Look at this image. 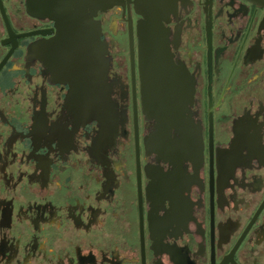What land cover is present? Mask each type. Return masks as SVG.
I'll return each mask as SVG.
<instances>
[{
  "label": "flooded vegetation",
  "instance_id": "obj_1",
  "mask_svg": "<svg viewBox=\"0 0 264 264\" xmlns=\"http://www.w3.org/2000/svg\"><path fill=\"white\" fill-rule=\"evenodd\" d=\"M115 3L0 0V264H264V0ZM147 7L190 86L166 110Z\"/></svg>",
  "mask_w": 264,
  "mask_h": 264
},
{
  "label": "water",
  "instance_id": "obj_2",
  "mask_svg": "<svg viewBox=\"0 0 264 264\" xmlns=\"http://www.w3.org/2000/svg\"><path fill=\"white\" fill-rule=\"evenodd\" d=\"M144 2H149V0H144ZM115 4V0H107V7H112ZM152 9L154 10V8ZM142 14L145 20L137 28L142 102L166 110L175 103L173 99L181 97L183 92H186V96H182L187 97L190 86L183 88L182 85V89L177 85H181L183 82L185 71L181 67L175 66L167 56L164 45L166 34L155 18L154 12L147 7ZM89 36L91 40L90 43L87 41V44L90 45V56L93 58V40L96 36L93 21ZM83 51L88 52V49L85 48ZM93 67L91 65V68ZM178 78H180L179 82L175 81ZM180 91L181 95L178 96Z\"/></svg>",
  "mask_w": 264,
  "mask_h": 264
}]
</instances>
